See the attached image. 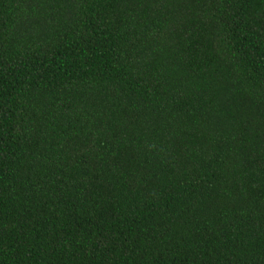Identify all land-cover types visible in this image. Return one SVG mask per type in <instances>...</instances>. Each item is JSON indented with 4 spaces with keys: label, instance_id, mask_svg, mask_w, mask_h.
<instances>
[{
    "label": "trees",
    "instance_id": "trees-1",
    "mask_svg": "<svg viewBox=\"0 0 264 264\" xmlns=\"http://www.w3.org/2000/svg\"><path fill=\"white\" fill-rule=\"evenodd\" d=\"M0 264H264V0H0Z\"/></svg>",
    "mask_w": 264,
    "mask_h": 264
}]
</instances>
